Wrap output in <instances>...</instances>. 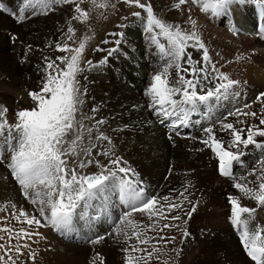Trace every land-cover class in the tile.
Returning a JSON list of instances; mask_svg holds the SVG:
<instances>
[{
  "label": "snow or ice",
  "instance_id": "snow-or-ice-1",
  "mask_svg": "<svg viewBox=\"0 0 264 264\" xmlns=\"http://www.w3.org/2000/svg\"><path fill=\"white\" fill-rule=\"evenodd\" d=\"M83 2L84 0H21L18 11H13L12 15L18 23H22L30 17L54 11L59 4H67L74 5L75 14L71 19L88 21L90 12L81 8ZM89 2L93 10L116 7L111 0H104L101 3H97V0ZM192 2L200 5L204 12L211 10L214 16L227 14L234 5L251 3L260 10V15L264 18V0H192ZM123 3L143 10V16L140 11L133 12L132 16L141 19L144 31L148 33L150 42L157 51V57L162 61V69L152 76V82L146 90V95L150 98L149 106L161 123L171 120L174 131L180 127L191 126L192 114L202 112L204 118L211 122L207 127L201 128L205 137L201 143L210 148L218 158V171L224 177H230L235 181L234 187L243 194V197L255 201L264 209V155L259 159V167H254L247 173V176L254 179L248 180L247 176L234 175V167L243 166L244 149L249 145L264 153V141L256 139L264 138V128L251 125L247 129V137L244 138L242 133L245 129H238L233 123L225 122L231 116L255 118L257 113L242 111L240 107H236L226 111L222 116H215L216 109L225 107V102L240 96L237 88L241 82L231 79L227 73L217 68L197 31V22L194 19L189 17L191 25L189 31L158 15L151 3H142L141 0H123ZM187 3L189 0H178L174 6L179 9ZM0 9L8 11L4 3H0ZM28 10H31L30 16L26 15ZM235 31L238 33L239 29ZM260 33L264 34V24L260 25ZM65 35L67 40H73L74 28L69 26ZM113 35L123 36V33ZM88 39L90 38L85 36L77 47H72L68 43L55 45L59 52L67 55L57 56L55 60L45 58L41 87L38 91L29 93L35 106L30 110H19L16 113L15 124H9L4 118L3 113L6 109L0 110V161L5 158V152L10 154L7 158V167L21 186L23 196L37 206L39 218L23 209H20L18 214L14 212L13 215L18 222L29 227L51 226L63 236L72 238L75 235L77 239L95 245L103 241L105 236L96 235L95 239L81 236L78 225L82 222V226L88 232H93L97 222L111 219L110 209L118 205L126 206V210L117 217L118 223L112 221L114 227L106 235L113 236V233L116 237L123 235L125 241L135 237L136 244H130L129 247L122 249L126 253V264H150L153 259L159 260V253L167 254L164 249L157 246L160 242L166 241L171 244L176 240L175 236L166 237L160 233L174 228L182 232L183 238L189 236L178 223L182 217L175 213L177 210L183 211L185 201L189 204L191 201L184 192L179 193L174 199L169 196L162 198L156 195L149 196L138 174L115 154L110 138L101 130L106 121L84 112L83 106L88 90L81 85L80 77L86 71L98 70L107 63V57L99 61V64L83 59ZM115 43L119 46L121 41L117 40ZM189 47L202 50L201 59L194 60L192 54L188 52ZM118 50V47L112 48L108 55L111 56ZM262 98L264 92L259 93L257 100ZM249 107H251L249 104L243 105L244 109ZM98 110L92 108L91 113ZM259 123L264 125V115H261ZM217 126L219 132L229 134V140L218 138ZM98 142L100 145L107 142V147L97 151L98 156L107 158V163H101L99 159L92 157L93 150L98 148ZM69 157L74 159L70 161ZM93 164L99 169L98 172L83 171ZM229 201L230 219L239 231L247 256L255 264H264V225H259L256 221L257 208L243 204L240 196H229ZM12 207L15 208V205ZM195 209L196 206L193 205L187 216L190 217ZM134 213L144 214L150 223L143 225L138 223L132 218ZM161 221L165 222L161 224ZM0 231L7 232L9 240L14 234L17 241L22 237L30 239L33 235H40L25 227L16 231L5 226L0 228ZM149 231L156 232L157 235L149 236L147 234ZM153 240L156 241L155 244L152 243ZM140 245L150 246L151 250ZM23 247L29 248L30 245L24 244ZM0 251L4 253L0 255V264L9 262L15 264L11 253L14 251L20 254L21 248L19 244L7 248L0 244ZM173 251L179 255L181 250ZM137 253L140 255H135ZM31 255L34 260L36 254L33 252ZM99 258L103 264V257ZM95 260L94 257L93 264ZM163 264H167V261Z\"/></svg>",
  "mask_w": 264,
  "mask_h": 264
},
{
  "label": "bare ground",
  "instance_id": "bare-ground-1",
  "mask_svg": "<svg viewBox=\"0 0 264 264\" xmlns=\"http://www.w3.org/2000/svg\"><path fill=\"white\" fill-rule=\"evenodd\" d=\"M176 1L178 2V0H150L148 3H151L154 11L168 22L179 24L185 30H190L191 25L187 17H190L192 11L197 13L193 16L201 17V12L198 13L197 4L190 1L177 9L174 6ZM16 2L17 0H14V9L16 8L18 11L21 2ZM111 3H115V0ZM115 5V8L109 7L100 9V11L98 9L99 15L97 14L98 16L93 18L90 23L93 25L90 29L92 31L86 35L90 39L87 41L83 59L89 58L94 64H99V61L107 57V63L98 70L86 71L80 77L81 85L88 90L83 110L89 115H94L96 119L106 121L101 126V130L110 138L115 154L126 161L128 166L138 174V178L149 196L156 195L158 198L169 196L174 199L179 196V193L184 192L188 200L191 201V204L185 201L183 211L177 210L175 213L182 217L178 223L189 233V236L183 238L182 232L174 228L166 229L164 233H160L166 237L175 236L176 240L171 244L166 241L160 242L157 246L164 249L167 254L159 253V260L153 259L150 264H163L164 261H167V264H255L247 256L240 240L239 231L230 219L229 196H240L243 204L256 207V221L260 225H264V209L255 201L243 197V194L231 183L235 182L232 178L218 174V158L210 148L208 149L201 143L202 138H205L201 128L207 127L211 122L204 118L202 112L192 114V132L189 131L186 134H177V131L169 128L164 122H160L149 106L150 98L146 95V90L152 82V76L162 69V61L158 59L155 46L151 44L148 33L144 31L141 19L132 15L125 19L122 14L127 11L126 6L116 3ZM128 9L134 11L130 7ZM30 11L28 10L26 15L30 16ZM136 11H140L142 16L144 15L142 9L138 8ZM49 16H60L62 23L57 24ZM72 16L71 5L62 4L61 6L57 5L54 11L46 15L30 17L22 23L13 20L9 21L8 26H5L2 21L0 26L2 40V43L0 42V91L4 99L11 101L13 100L11 96L19 93L17 96L26 101L27 98L30 99L26 90L31 92L40 89L44 77L45 58L55 60L57 56L67 55V53L59 52L55 45L57 43L64 44L67 28L72 24ZM202 16L206 19L197 24V31L208 48L212 61L216 63L220 71L227 73L231 79L241 82L237 88L241 93L240 96L225 102V107L216 109L215 116H222L226 111L236 107L247 112L257 111V107L258 110L264 111V98L257 100L259 92L264 90V36L257 35L258 22L263 19L260 10L249 3L234 5L223 16H214L211 10L204 12ZM9 18L13 19L10 16ZM42 18L48 19L42 20ZM118 20L120 23L116 25V31H114L123 33V36L111 34L105 40L107 43L104 42L95 50L89 51L93 40L100 36L102 31L104 32L106 26L112 21ZM200 26H203L201 30H204V33H200ZM3 27L10 30L11 27L14 28V35H18V37L16 36L17 40H13L14 43L8 36L9 30H2ZM231 27L239 28V32L235 33V29L230 31ZM249 30L251 34H249ZM117 40L121 41L119 46L115 43ZM7 44L13 45L16 50L19 48L22 56L26 52L32 54L30 63H27L26 74L17 70L20 63L17 64L15 60L13 61L15 65L12 66H7L5 61L2 62L5 57L2 53L6 50ZM116 47L119 50L109 56V50ZM188 52L192 54L194 60L201 59L203 54L202 50L192 47H189ZM19 90L20 92H18ZM249 100H253L252 103H256L257 106L253 108L250 104L251 107L244 109L243 105L249 104ZM26 104V107L32 106L30 102H26ZM92 108L99 110L96 113H91ZM261 115H264V112L255 118L243 115L231 116L225 122L233 123L238 129H245L242 135L246 138L249 126L257 125L264 128V125L259 123ZM11 118L13 121H17L16 114ZM86 123L90 124L91 122ZM216 132L218 138L230 139L228 133L219 132L218 126ZM256 139L264 141V138L261 137H256ZM85 143H87L86 137ZM103 147H107V142H104L103 145L98 142V148L93 150L92 157L99 159L101 163H107L106 157L97 155V151L102 150ZM244 152L243 166H236L234 171V175L237 177L247 176V173L254 167H259V159L264 155L260 149L251 145L245 148ZM69 159L71 161L74 158L69 157ZM83 171L95 173L99 169L93 164ZM5 173L6 171H3V175ZM247 179L252 180L254 177L247 176ZM189 185L191 186L189 187ZM14 187L12 183L7 184L6 188L10 190L4 191L7 194L3 195L4 203L11 202L10 198L15 196L16 199L13 200L21 199V195H18V191ZM186 187L187 191L185 192ZM193 205L196 206V209L188 217L187 213ZM120 209L119 205L110 209L116 220L119 216L116 213ZM124 210H126V206H124ZM13 213L14 211H5L3 207H0V228L7 226L18 231L21 227H25L31 232L40 233V235H33L30 239L22 237L17 241L14 234L12 238V241L16 242L14 245L19 244L25 253L31 255L34 252L38 255L37 260L39 261L37 262L39 264H66L67 261L82 260V257L64 255L65 250L61 248L68 244L79 249L80 245H73L65 240H72L79 244V242L82 243V239H77L75 235L72 238L63 235L60 237L56 233L57 231L53 232L48 226L33 225L29 227L26 224H21L15 219ZM132 218L142 225L150 223L147 217L141 213L133 215ZM164 222L161 221V224ZM101 223L103 233L109 225L105 220ZM129 234L131 235V229H129ZM147 234L149 236L157 235L152 231ZM6 236L8 237L7 232L0 231V237ZM95 236L92 235L91 238ZM6 241L8 242L6 239H0L2 244H6ZM101 242L103 243V241ZM152 243L155 244L156 241L153 240ZM24 244H28L30 247L25 248ZM140 247H148L149 251L151 250L150 246L140 245ZM173 249H180V254L177 255ZM66 252L68 254V251ZM108 256H112L113 260L115 254L112 252ZM112 260L110 264H123L122 262L125 261V259H117L118 261L112 263Z\"/></svg>",
  "mask_w": 264,
  "mask_h": 264
},
{
  "label": "rangeland",
  "instance_id": "rangeland-1",
  "mask_svg": "<svg viewBox=\"0 0 264 264\" xmlns=\"http://www.w3.org/2000/svg\"><path fill=\"white\" fill-rule=\"evenodd\" d=\"M148 1H150V0H141L142 3L143 2H148ZM189 1L192 2V0H189ZM17 2H21V0H17ZM101 2H104V0H97V3H101ZM111 2H114V0L113 1L111 0ZM0 3H4L6 8L8 9V11L0 9V26L2 25V21L4 22L5 26H8L9 21H13V20L17 21L16 18H14L13 15H12V12L16 11V8L14 9V7H15L14 6V4H15L14 0H0ZM115 3L117 5L126 6V10L127 11H124L123 14H122V16L125 17V19L128 16L132 15V13L135 12L138 9L135 6H129V5L125 4V3H123V0H115ZM59 5L61 6L62 4H59ZM71 7H72V10H73L74 9V5H71ZM128 7L134 9V11L128 9ZM81 8L85 9V10H89L90 19L88 21H81V20H73V19H71L72 20L71 21L72 24L70 23L71 24L70 26L73 27L74 30H75L74 39L69 41L65 37L64 43H68L72 47H77L79 42H81L84 39V37L86 35H88L92 31L90 29H92L93 25H90V23L93 21V18H95V17H97L99 15V11H100L99 8H96L95 10H93L92 9V5L90 4L89 0H84V2L81 4ZM197 8H198V13L201 12L200 13L201 17L193 16L194 14H197L195 10H194L195 13L192 11V13L190 14V17L192 19H194L197 22V24H198V23H201V21H204L206 18L202 16L204 14V11L202 10L201 6L197 4ZM98 9H99V11H98ZM74 14L75 13L73 11V15ZM9 16L12 17L13 19H10ZM49 17L51 19H54L57 22V24H61L62 23V22H60V21H62L60 16H49ZM188 18H189V16L187 17V19ZM44 19H48V18H42V20H44ZM58 20H59V22H58ZM225 20H224V23H225ZM84 23H87V24H84ZM119 23H120V20L112 21L111 23H109L106 26L104 32L102 31L101 35L96 37L93 40V42H92L93 44H92V46H91L89 51L95 50L96 47L101 46V44L104 43L105 40H107L109 38V35H111L113 33H116L115 32L116 31V25H118ZM231 28H230V31H234L233 27H231ZM201 29H203V26H200V33H204V30H201ZM2 30H9L8 36H10V38L12 39V43H14L13 40L14 41L17 40L16 36L18 37V35L17 34L14 35L15 30H14L13 27H11V30L10 29H6V28H4ZM243 31H244V29H243ZM234 32L237 33V31H234ZM249 34H251L250 30H249ZM222 36L225 37L224 35H222ZM13 38H15V39H13ZM0 40H1V38H0ZM0 42L2 43V40ZM1 43H0V46H1ZM10 54H11V56H10ZM26 54L24 53V55L22 56L19 48H18V50H16V49L13 48V45H11V44L8 45L7 44L6 50H4V52L2 53V55L5 56L3 58V60H2V62L5 61L7 66H12V65H15L13 63V61L15 60L17 62V64L20 63V64H18V69L17 70L18 71L19 70L23 71V73L26 74V69L28 67V64L30 63L29 60L32 59V54H30V53L28 54L27 52H26ZM89 54H90V52L88 53V55ZM10 58H11V60H10ZM84 60L87 61V60H89V58H87V59L84 58ZM13 67H15V66H13ZM21 67L22 68L24 67V68L22 69ZM9 89L11 90L12 88H9ZM18 92H20V90ZM26 92L29 95L30 92H28L27 90H26ZM262 92H264V90ZM259 93H261V92H259ZM1 94H2V92L0 91V110L6 109V112L3 113V116H4V118L7 120V122L9 124H15L17 122V121H13L11 116L16 114L19 111L18 109H20V110L21 109L22 110L29 109L30 110L31 108H33L35 106V102L33 100H31L30 97H29L30 99L27 98L26 101H23L20 96H17L19 93L18 94H13L11 96V98H13V100H11V101H8L6 98L4 99ZM11 94H12V92H11ZM17 97L20 98V99H18ZM252 101L253 100H249L248 103H249V105L252 104V107L255 108L257 105H255L256 103L253 104ZM26 102H30L32 106H27L26 107V105H27ZM33 103H34V105H33ZM23 106H25L26 108L23 107ZM253 111H255V110H251V112H253ZM255 112L257 113V115H260V114H263L264 111L263 110H258V107H257V111H255ZM167 131L170 132L169 129H167ZM201 138H202V136H201ZM9 155L10 154L8 152H5L4 153L5 158L2 161H0V207H3L5 209V211H14L17 214L19 213L20 209H23V210L27 211L29 214H35L39 218V213L37 211V206L31 204L30 199L25 198L23 196L21 186L15 180V178L11 174V171L7 167V163H8V159L7 158L9 157ZM3 171H6L5 175H3ZM8 183H10V184L12 183L15 186L14 188L18 191V195L19 196L21 195V199L13 200L14 198L16 199V196H15L14 198H10L11 202L9 200H8L9 202H7V203L3 202L4 201L3 195H7L4 191L10 190V189L6 188ZM231 183L234 186L235 182H231ZM12 205H15V208H13ZM7 206H9V207H7ZM119 208H121L120 211L116 213L118 215L122 214V212L124 210V206L123 205H119ZM136 214L137 213H134L133 215H136ZM110 215H111V219L110 220H105V222L109 225V227H107L106 228L107 230L103 231V233H102V229H101V225H102L101 222L104 221V219H102V220H100L99 222L96 223V226H95V229L93 230V232H88V230L82 226V222H81L80 225H78L79 227H81L80 228L81 236H85L87 238H91L92 235L93 236H95V235H104L105 239L103 240V243L100 242L99 244L93 245V244H91L89 242H86V240L85 241L83 240L82 243L79 242V244H78V243H75L74 241L72 242V240L69 241V240L66 239L65 241H67V242H69L71 244L73 243V245H75V244L80 245L79 249L75 248V246L68 245V244L67 245H63L62 247L60 245V247L65 250L63 252L64 255H69L70 254L72 257H74V256L79 257V258L82 257V260L80 259L79 261H76V262L67 261L66 264H69V263L70 264H93V258L94 257L96 258L95 264H101V261H100L99 257H103V264H110L111 260H112V258H111L112 256H108V254L112 253V252H113V254H115V257L112 260V263L115 262L117 259L118 260L125 259V261H123L122 263L126 264V253L122 249L125 248V247H129L130 244H136V240L133 237L130 241H125L124 238H123V235H121L119 237H116L115 233L113 234L114 236L106 235L108 232H111L113 227H114L112 221H116L118 223V220H116V218H114V216H113V214L111 212H110ZM42 223H44V222L42 221ZM259 225H260V223H259ZM48 228H50L53 232L55 231L51 226H48ZM56 233L60 237H62L60 233H58V232H56ZM95 237H93L91 239H95ZM3 239L4 240L5 239L8 240V242L6 241L7 243L4 244L6 248L9 247V246H13L16 243V242L12 241V239L9 240V238L7 236L4 237ZM0 244H2V243H0ZM82 244H83V246H81ZM70 246H72V247H70ZM85 248H88V249L84 250ZM103 249H105V250H103ZM66 251H68V254H67ZM98 253H99V256H97ZM3 254H4L3 251H0V255H3ZM135 255H140V254L137 253ZM11 256H12V259L15 260V264H39L37 262V261H39V260H37L38 259L37 258L38 255H35V259L33 260L32 259V255H29L28 253H25L24 250H21L20 254H17V253H15L13 251V253H11ZM5 259L7 260V256L5 257ZM9 264H11V262H9Z\"/></svg>",
  "mask_w": 264,
  "mask_h": 264
}]
</instances>
